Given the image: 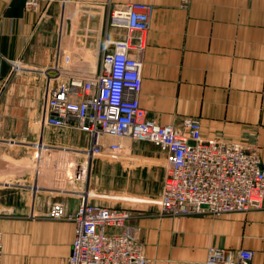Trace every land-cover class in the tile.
<instances>
[{
    "label": "crops",
    "instance_id": "0c3cea01",
    "mask_svg": "<svg viewBox=\"0 0 264 264\" xmlns=\"http://www.w3.org/2000/svg\"><path fill=\"white\" fill-rule=\"evenodd\" d=\"M132 1L152 6L144 47L139 54L132 51L142 78L139 104L147 117L175 127L184 118L198 119L204 137L254 146L264 166V0H56L38 12L26 10L23 0H0L1 264H64L70 253L74 225L32 215L46 213L54 202L74 212L78 197L32 192L27 169L38 145L52 153L80 150L89 137L74 128L41 123L43 71L53 74L49 68L57 55L61 60L70 56L81 68L96 67L104 41L126 36L125 30L107 26L108 13ZM13 62L21 68L13 71ZM126 149L143 154L147 170L165 162V153L155 151L153 144L124 140ZM56 155L47 158L52 171ZM62 158V165L66 159L83 160L75 154ZM107 162L103 157L93 160L81 190L87 186L91 194L92 173L98 179ZM163 179L164 170L154 200ZM100 184H95L94 204L143 197L109 193ZM125 205L115 208L141 211L133 213L131 224L148 264H204L211 246L251 251L248 264H264V209L220 217H166L158 214L156 203Z\"/></svg>",
    "mask_w": 264,
    "mask_h": 264
},
{
    "label": "built area",
    "instance_id": "2783aa9c",
    "mask_svg": "<svg viewBox=\"0 0 264 264\" xmlns=\"http://www.w3.org/2000/svg\"><path fill=\"white\" fill-rule=\"evenodd\" d=\"M55 1L23 3L26 10L38 12ZM151 11L150 4L132 1L123 9L108 13L107 26L125 30L126 36L104 41L96 67L81 68L72 64L70 56L61 60L57 55L49 68L53 74L43 71L46 87L41 123L80 130L88 135L89 144L80 150H59L58 155L38 145L34 150V173L45 168L50 154L57 158L75 154L83 160L73 167L68 163L72 160L66 159L64 171L82 185L97 157L124 150V140L146 142L165 153L164 179L155 201L160 216L220 217L264 209V166L256 147L224 138H206L195 118H184L180 127L161 125L147 117L140 106L142 78L139 60L132 51L139 54L144 47ZM10 65L13 71L21 68L19 62ZM80 188L60 191L39 186L36 179L30 184L35 193L44 189L78 197L74 212H67L61 202H54L42 215L74 225L64 264H148L131 224L135 215L128 209L94 204L91 199L95 194H90L87 186ZM2 242L0 232V264ZM252 257L248 250L211 246L204 264H248Z\"/></svg>",
    "mask_w": 264,
    "mask_h": 264
},
{
    "label": "rangeland",
    "instance_id": "374dc122",
    "mask_svg": "<svg viewBox=\"0 0 264 264\" xmlns=\"http://www.w3.org/2000/svg\"><path fill=\"white\" fill-rule=\"evenodd\" d=\"M155 148V151H162L158 146L153 145ZM127 150V149H126ZM123 150L115 154L105 153L103 154V159L108 161L107 163L103 164L102 171L100 173L99 178L97 179V174H93V179H90V190L91 193H95L94 188L95 184L101 183L100 187L102 190H105L109 193L112 192H134L138 194H142L143 197H134V201L130 202H124L120 201L118 199H109L108 201H105L104 204L109 207H123L128 205H142L145 202L147 203H155L156 200H154L158 194L159 186L161 177L164 170V164H162V161L159 162V164L153 165V168H150L147 170L145 166V157L143 154H140V152L137 154V150H132L129 152V150ZM159 151V152H160ZM161 153V152H160ZM158 156V155H157ZM130 158V159H129ZM62 159V160H61ZM56 162L52 163L51 166H55L54 171L49 169V165L45 163V168L41 167L38 171L37 175L34 173V170L29 168L27 169V172L31 176L30 184L34 181V179L37 180V184L42 187H54L59 189L60 191L64 190H78L80 188V183L76 179H73V175L70 173H66L64 171V165L61 163L64 162V158L56 157ZM125 162L126 165L124 167H121L119 164L115 165L114 162L120 163ZM68 163H71L73 167L76 166V162L69 161ZM55 164V165H54ZM57 166V167H56ZM93 184V186H92ZM49 195L55 196L59 194L55 193H48ZM122 194V193H121ZM61 196H66L62 194ZM97 196V194H95ZM12 198V197H11ZM15 198V197H14ZM20 199V197H19ZM28 203V202H27ZM139 207V206H138ZM127 209V208H122ZM129 210V209H128ZM132 213L139 215L138 213H141V211L138 209H131L129 210ZM45 213H36V217H33L32 219H47L43 218L42 215ZM50 220V219H47ZM54 221V220H53ZM1 232V231H0ZM2 233V232H1ZM143 246V244H142Z\"/></svg>",
    "mask_w": 264,
    "mask_h": 264
}]
</instances>
